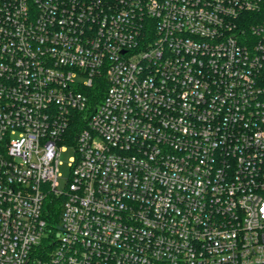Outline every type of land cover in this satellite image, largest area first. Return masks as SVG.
I'll return each mask as SVG.
<instances>
[{
	"label": "built area",
	"instance_id": "1",
	"mask_svg": "<svg viewBox=\"0 0 264 264\" xmlns=\"http://www.w3.org/2000/svg\"><path fill=\"white\" fill-rule=\"evenodd\" d=\"M0 264H264V0H0Z\"/></svg>",
	"mask_w": 264,
	"mask_h": 264
},
{
	"label": "rangeland",
	"instance_id": "2",
	"mask_svg": "<svg viewBox=\"0 0 264 264\" xmlns=\"http://www.w3.org/2000/svg\"><path fill=\"white\" fill-rule=\"evenodd\" d=\"M80 82H84V80H81ZM64 149L62 148L60 153V167H59V175L60 178L58 180L59 182V188L60 190L64 189L68 183V180L71 177V163L72 159L75 157V150L74 147L71 144H65L63 145Z\"/></svg>",
	"mask_w": 264,
	"mask_h": 264
},
{
	"label": "trees",
	"instance_id": "3",
	"mask_svg": "<svg viewBox=\"0 0 264 264\" xmlns=\"http://www.w3.org/2000/svg\"><path fill=\"white\" fill-rule=\"evenodd\" d=\"M51 206H52V204H51V205H49V209H50V208H52ZM55 209H56V208H55ZM57 210H58V212H59V209H57ZM57 210H56V211H57Z\"/></svg>",
	"mask_w": 264,
	"mask_h": 264
}]
</instances>
